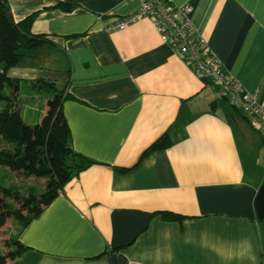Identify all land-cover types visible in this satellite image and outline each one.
I'll list each match as a JSON object with an SVG mask.
<instances>
[{"label": "crops", "instance_id": "1", "mask_svg": "<svg viewBox=\"0 0 264 264\" xmlns=\"http://www.w3.org/2000/svg\"><path fill=\"white\" fill-rule=\"evenodd\" d=\"M7 1L15 21L36 11L31 31L46 40L7 75L18 90L38 79L63 89L70 145L92 161L19 228L26 248L17 260L264 264V219L254 209L264 128L196 76L150 19L113 27L139 0ZM173 1L191 5L197 31L264 105V0ZM27 113V124L44 116ZM165 133L169 145L143 155Z\"/></svg>", "mask_w": 264, "mask_h": 264}, {"label": "trees", "instance_id": "2", "mask_svg": "<svg viewBox=\"0 0 264 264\" xmlns=\"http://www.w3.org/2000/svg\"><path fill=\"white\" fill-rule=\"evenodd\" d=\"M66 11L72 10L71 4L56 2ZM36 11L15 21L7 0H0V166L7 167L21 177H40L45 179L43 190L34 186L26 187L25 194L19 187L8 184L7 174L0 172V222L7 214H12L19 225L24 228L36 217L42 206L49 203L65 184L79 171L88 167L92 161L75 152L70 145V129L62 113L61 104L64 91L54 84L38 79L30 83L33 88L52 89L47 113L35 124H27L21 115L17 94L18 80L7 75V70L15 66L26 51L39 48L46 40L41 34H34L31 26ZM6 86L16 90L6 92ZM170 141L167 134L155 140L144 152L165 148ZM122 169V168H119ZM18 199L16 207L12 199ZM165 219L180 218L176 214L161 212ZM16 246L11 259H16L26 248L16 237L9 240ZM15 264H23L16 260Z\"/></svg>", "mask_w": 264, "mask_h": 264}, {"label": "built area", "instance_id": "3", "mask_svg": "<svg viewBox=\"0 0 264 264\" xmlns=\"http://www.w3.org/2000/svg\"><path fill=\"white\" fill-rule=\"evenodd\" d=\"M139 2L136 11L117 19L113 27L124 28L138 19H150L161 40L196 76L213 85L218 95L240 111L251 126L264 128V105L225 68L208 40L197 31L190 15L191 5H178L173 0Z\"/></svg>", "mask_w": 264, "mask_h": 264}, {"label": "rangeland", "instance_id": "4", "mask_svg": "<svg viewBox=\"0 0 264 264\" xmlns=\"http://www.w3.org/2000/svg\"><path fill=\"white\" fill-rule=\"evenodd\" d=\"M11 91V93L14 94L16 90L11 89ZM17 91L15 93H17L18 104L24 118H26L25 114H28L27 111H30V109L35 116L41 112H44V115L47 113L49 101L52 98V89L33 88L31 85L21 83L19 85V90L17 88ZM2 104L3 103L0 101V108L2 107ZM4 171L5 170L3 169L1 170L2 173L6 174ZM12 173L15 177H9L8 184L19 187L20 191L24 194L26 187L28 186H34L38 190H43L45 186L44 179L21 177L17 175L16 172L12 171ZM12 202L16 207L21 206L18 199L13 198ZM18 230L19 225L17 219L12 214H7L4 220L0 222V264H15L17 258L11 259L10 256L16 251V246L10 245L9 240L15 237Z\"/></svg>", "mask_w": 264, "mask_h": 264}, {"label": "water", "instance_id": "5", "mask_svg": "<svg viewBox=\"0 0 264 264\" xmlns=\"http://www.w3.org/2000/svg\"><path fill=\"white\" fill-rule=\"evenodd\" d=\"M254 209L257 219H264V182L257 191L254 200Z\"/></svg>", "mask_w": 264, "mask_h": 264}]
</instances>
